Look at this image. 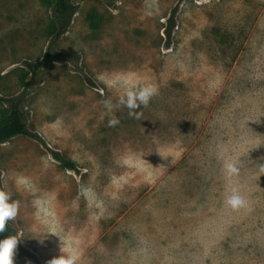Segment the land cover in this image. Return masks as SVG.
<instances>
[{
  "label": "rangeland",
  "instance_id": "1",
  "mask_svg": "<svg viewBox=\"0 0 264 264\" xmlns=\"http://www.w3.org/2000/svg\"><path fill=\"white\" fill-rule=\"evenodd\" d=\"M71 2L42 65L50 2L0 0V119L19 101L43 141L0 144L14 264H264V0Z\"/></svg>",
  "mask_w": 264,
  "mask_h": 264
},
{
  "label": "trees",
  "instance_id": "2",
  "mask_svg": "<svg viewBox=\"0 0 264 264\" xmlns=\"http://www.w3.org/2000/svg\"><path fill=\"white\" fill-rule=\"evenodd\" d=\"M50 2L53 8V15L49 23L48 33L52 38L49 47V53L42 65L51 61H64L66 56L57 51H52L62 35H64L72 22L73 16L76 14V8L71 0H47ZM176 9L173 10V14L168 18L167 24L164 26V35L166 36V44L170 46V41L174 33L176 22L174 20ZM33 70L34 74L37 73V69ZM17 136L29 137L37 142L43 144L42 139L38 134L30 131L28 128L23 110L19 101H13L9 107H6L4 114L0 119V144L7 143ZM54 159L59 161L64 169L77 171L76 163L64 155L58 152H51ZM0 189L5 190L2 174L0 172ZM7 236H15L18 240L17 247L15 250L14 260L20 258L35 259L34 254L31 253L24 245H22L19 238V231L9 221L6 224L4 233L0 234V240Z\"/></svg>",
  "mask_w": 264,
  "mask_h": 264
},
{
  "label": "clouds",
  "instance_id": "3",
  "mask_svg": "<svg viewBox=\"0 0 264 264\" xmlns=\"http://www.w3.org/2000/svg\"><path fill=\"white\" fill-rule=\"evenodd\" d=\"M152 94L153 93L151 92L145 91H141L138 97L130 94V98L126 102L127 106L129 108L135 107L136 98H138L144 105H147ZM110 123H115V121H111ZM228 202L233 206L243 204V200L236 195H233ZM18 210L19 204L11 199L10 193L0 189V234L4 233L7 222L17 216ZM17 243L18 240L15 236H7L6 238L0 240V264H14V255ZM63 247L64 242L61 245V252L63 251ZM47 264H77V257L75 254L70 252L67 255H60L50 259Z\"/></svg>",
  "mask_w": 264,
  "mask_h": 264
}]
</instances>
